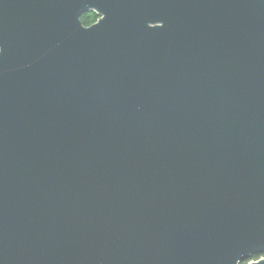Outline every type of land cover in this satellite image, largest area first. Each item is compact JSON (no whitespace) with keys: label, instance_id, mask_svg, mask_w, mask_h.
Wrapping results in <instances>:
<instances>
[{"label":"water","instance_id":"95a60500","mask_svg":"<svg viewBox=\"0 0 264 264\" xmlns=\"http://www.w3.org/2000/svg\"><path fill=\"white\" fill-rule=\"evenodd\" d=\"M261 253L264 0H0V264Z\"/></svg>","mask_w":264,"mask_h":264},{"label":"flooded vegetation","instance_id":"af4514ba","mask_svg":"<svg viewBox=\"0 0 264 264\" xmlns=\"http://www.w3.org/2000/svg\"><path fill=\"white\" fill-rule=\"evenodd\" d=\"M99 18V16L96 14V12L94 11H87L85 13H83L80 17V21L84 26H89L92 23L96 22L97 19ZM264 253L261 254H256L251 256V258H257L259 256H263Z\"/></svg>","mask_w":264,"mask_h":264},{"label":"built area","instance_id":"2783aa9c","mask_svg":"<svg viewBox=\"0 0 264 264\" xmlns=\"http://www.w3.org/2000/svg\"><path fill=\"white\" fill-rule=\"evenodd\" d=\"M262 257H264V255H263V256H259V257H257V258H251V259H248V260L245 261L243 264H246V263H248V262H250V261L257 260V259L262 258Z\"/></svg>","mask_w":264,"mask_h":264}]
</instances>
